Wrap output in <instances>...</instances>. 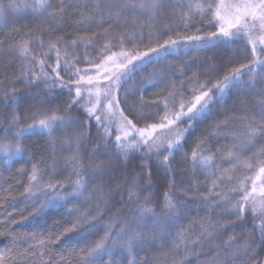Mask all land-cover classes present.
<instances>
[{"label":"snow or ice","instance_id":"obj_1","mask_svg":"<svg viewBox=\"0 0 264 264\" xmlns=\"http://www.w3.org/2000/svg\"><path fill=\"white\" fill-rule=\"evenodd\" d=\"M167 6H169L168 0H115V2L107 0L102 4H93L91 9L85 3L78 15V23L80 27L94 23V16L87 15V13L94 10L95 15L103 18L104 10L107 9L109 15L116 19L131 14L138 19H148L152 27H157V21ZM173 6L181 10L185 26L190 22V17L183 14L184 9H187L189 13L208 15L217 26V31L211 33L212 37H218L223 42L244 40L251 45L252 52L250 64H241L239 68L223 75L222 79L207 83L197 81V88L192 89L190 93L191 99L188 101L179 99L178 111H174V109L177 98L181 94L175 90L174 83L172 90L167 91L163 99L151 101V104L158 109L155 114L145 115L144 108L147 104L143 95L140 96L138 108L128 107V115H125V110L119 107L118 93L122 89V84L126 83L135 71L147 64L165 59L173 51L178 50L177 45L180 42L172 39V34L166 30V24L159 25L160 33L154 41L150 39L147 51L132 54L124 50V45L126 41L135 44L136 41L133 38L135 33L133 36H129L127 33L117 35L108 33V29L105 28L106 34L101 37L107 42L104 55L107 60H112L117 56L122 57L118 67L126 69L119 73L111 72L104 78L107 81L105 83H101L87 69L79 68L76 63L80 59L77 55V48L83 45L86 53L87 45L93 41L72 38L64 40L51 33H49L47 44L36 33L28 35L27 38L20 40L12 47L5 46L4 40H0V53L19 57L22 60V71L19 77L22 84H37L38 88V82H40L50 83L52 88H66L69 96L72 97L69 108L75 105L83 109L85 113V115L74 118L66 109L63 110V115H59L58 113L61 111L59 109L39 108L33 113L31 117L33 122L28 125L27 129L18 128L14 132L12 139L16 141L15 144L0 141V155H3L9 162L22 154L19 140L36 130L48 134L54 153L57 142L67 146L71 153L65 158L64 163L65 169H70V191L65 192L64 183L55 180L54 176L49 178L46 183L43 182L44 177L39 175L42 169L35 164L28 177V185L24 189V193L29 199L35 198L32 200L33 215L43 216L49 209L63 207L65 212L72 215L76 221L68 227L61 226L60 229H55L47 237V241L44 238L35 237L34 234V237L39 239L40 245H45L46 242L49 245L59 243L60 239L68 232L79 228L90 232L99 223H102L98 220V217L104 214L100 205L108 204V200L102 195L103 189L99 190L101 193L98 196L99 203L95 206L93 213L68 207L70 203L80 198L87 200L89 185L95 183L98 178L95 174L105 170L101 165H95L91 177H88L84 171L80 144L84 136V131L81 129L84 128L85 122L95 121L97 131L102 133L101 139L107 146L105 150L111 153V150L114 149L117 159L128 161L130 157L137 154L148 157L155 155L170 171L169 159L174 153L184 152L183 145L187 143L188 134L190 130H193V125L207 117L232 90L246 89L248 94L256 96L258 99L257 111H246L244 117L245 119H258L260 124H244L243 127L246 131L241 134L243 139L239 143L247 145L258 135L264 137V60L257 59V42L264 45V0H197V2L188 0L186 4L180 3L178 0ZM78 7L80 6L71 4L69 0H60L59 5L55 7L49 3V0H36L33 12L38 13V18L41 19L44 16H49L52 20L61 21L69 15L72 8ZM7 11L16 12L18 9L15 4L10 3L8 9H4L0 4V23L5 20ZM108 24L111 27L112 21L109 20ZM99 27L103 28V24H100ZM151 35L150 33V38ZM165 36L168 38L164 39ZM186 39L198 41L204 37L197 35ZM32 40L36 41L41 56L55 53L56 67L51 70V76L45 70V59L30 54L29 44ZM113 41L120 48L119 52H112L108 47ZM197 46L202 47V45ZM247 50L246 47L244 51ZM109 52L111 55H108ZM261 52L264 54V48L261 49ZM62 57H65L63 61ZM134 61L141 63L136 65ZM62 62L63 69H61ZM129 65L132 67L130 68ZM37 67L39 68L38 72L34 70ZM243 68L248 69L247 73L242 71ZM257 69H259V73H257ZM62 70L67 74L68 81L63 80L60 74ZM244 75L250 77V82L247 84L242 79ZM257 76L258 78H256ZM257 83L261 85L259 91L256 87ZM48 94V92L44 93V95ZM4 96L6 106L11 108L16 100V86L13 85L11 93L5 90ZM9 96H11L12 105L7 104ZM125 103H127L126 100ZM153 120L158 123H148ZM18 122L19 117L13 114L10 126L18 127ZM77 124L80 125V128L76 127ZM113 127H115V131H113ZM216 127L218 128L219 125ZM57 131L61 133L60 136L55 135ZM4 135H8L7 129ZM110 138H112L111 142ZM233 144H237L236 134H233ZM253 157L254 160H243L239 152L234 154L231 150H226V154L220 153V160L226 161L230 166L224 167L216 161L215 154L207 147L206 140L198 138L196 147L191 152V165L194 171L200 170L206 173V178L210 181L208 196H199V189L196 190L201 202L207 206V211L205 217L199 222V232L187 235L180 231L172 238V254L168 256L170 264H187L193 256L196 257L194 264H264V184L258 187L255 182H252L249 186L246 181L251 180V177L234 179L233 175L237 168L251 169L254 167H258L257 175H264V149H261L259 153H253ZM56 164L57 161L53 155L51 165L45 163L44 167H50L52 174H55ZM72 176L76 178L72 180ZM152 187L151 183L141 184L138 176H133L127 182L126 207L129 211L122 216L111 218V222L104 228L103 237L90 248L81 249L79 253L81 259L77 261V264H97L96 257L105 252L111 253L117 245L125 247L131 252L137 244L142 246L146 242L154 243L158 235L164 239L169 238L171 231L176 228L179 222L180 212L177 206L187 202L176 197L177 185L173 176L167 184L169 190L163 193L162 203L159 206L160 215H157V209L151 203L152 200L157 199L152 195ZM230 192L238 193V195L230 196ZM143 193H148V195L141 198ZM92 195L95 196L97 193H92ZM121 199L123 201L124 197ZM85 208L91 209L92 205L85 204ZM77 212H79L78 215ZM218 212H222L223 215L218 214L216 218H213V214ZM246 213L248 214L247 218L252 220L253 231L259 232V242L253 239L251 243L245 241L240 244L234 234H229L235 233V227H230V225H234L236 221H245ZM116 225H119V228L117 231H113ZM239 226L243 227V225ZM5 235L4 231H0V237ZM7 235L16 239L15 234L11 232H8ZM218 241H222V243ZM206 247L215 254L201 260L200 256L205 253ZM39 255L41 257L40 264H50L49 260L43 259L44 252ZM66 264H71V262L66 261ZM145 264L148 262L145 261Z\"/></svg>","mask_w":264,"mask_h":264},{"label":"trees","instance_id":"obj_2","mask_svg":"<svg viewBox=\"0 0 264 264\" xmlns=\"http://www.w3.org/2000/svg\"><path fill=\"white\" fill-rule=\"evenodd\" d=\"M69 2L80 7L72 8L65 19L56 21L49 16L38 18L39 14L33 12L36 0H0L4 9H8L10 3L15 4L18 9L16 12H6L5 20L0 23V40H4L5 46L12 47L20 40L27 38L28 35L36 33L47 44L49 33H51L64 40L72 38L93 41L87 45L86 53L83 45L77 48V55L80 59L76 63L79 68L87 69L95 77L97 71L108 61L104 55L107 42L101 39L106 34L105 28L108 29V33L117 35L127 33L129 36H133L135 33L133 37L136 41L135 44L126 41L124 45V50L130 54L147 51L150 39L154 41L159 35L161 23L167 25L166 30L172 34V39L180 42L177 45L178 50L173 51L165 59L141 67L132 74L126 83L122 84L118 99L120 100L119 107L125 110V115H128L129 106L139 107L141 95L147 104L144 108L145 115L155 114L158 109L151 104V101L163 99L165 93L172 90L173 83L175 90L181 94L177 98L174 109V111H178L179 99L190 100V93L192 89L197 88V81L200 83L215 82L216 79H222L223 75L239 68L241 64L251 63V45L244 40L223 42L218 37H212L211 33L217 31V26L208 15L201 16L189 13L187 9H184L183 14L190 17V22L185 26L181 10L173 6L178 0H168L169 6L163 10L157 21V27H152L148 19H138L131 14L116 19L109 15L107 9L104 10L103 18L95 15L94 10H90L87 15L94 16L95 22L80 27L78 15L85 3L91 9L93 4H102L107 0H69ZM179 2L186 4L188 0H179ZM49 3L55 7L59 5L60 0H49ZM109 20L112 21L111 27L108 24ZM100 24H103V28L99 27ZM150 33L152 34L151 38ZM197 35L204 39L198 41L186 39ZM167 38V36L164 37V39ZM197 45H202V47ZM108 47L112 52L120 51L115 41ZM246 47L248 50L245 52ZM29 49L31 55L45 59V70L51 76V70L56 67L55 53L41 56L35 40L29 44ZM108 55H111V52ZM63 59L65 57H62V61ZM257 59L264 60V54L258 48ZM134 63L139 65L141 62L134 61ZM21 65L22 60L19 57L0 53V141L15 144L16 141L12 139V135L18 128L27 129L28 125L33 122L31 118L33 113L39 108L59 109L61 110L59 115H63V110L66 109L74 118L85 115L83 109L75 105L69 108L72 97L69 96L66 88H52L50 83L40 82H38V88L37 84H22L19 78L22 71ZM129 67L131 68L132 65ZM61 69H63V62ZM34 70L38 72L39 68ZM120 71H126V69ZM242 71L247 73L248 69L243 68ZM257 73H259V69H257ZM60 74L64 81H68V76L63 70ZM242 79L246 84L250 82L248 75H244ZM13 85L16 86V100L12 105L11 96L8 97L7 104L12 105L10 108L6 106L4 91L7 90L11 93ZM256 87L259 91L261 85L257 83ZM34 89L36 90L34 91ZM45 92L49 94L44 95ZM257 99L258 97L248 94L246 89H234L228 93L207 117L193 125V130H190L188 134L187 143L183 145L184 152L174 153L170 157V171L155 155L148 157L137 154L130 157L128 161L117 159L114 149L111 150V153L105 150L107 146L101 139L102 133L97 131L95 121L85 122L84 128L81 129L84 131V136L80 144L84 171L88 177H91L95 165H101L105 170L95 174L98 178L95 183L89 185L88 199L80 198L70 203L68 207L93 213L95 206L99 203L100 189H103L102 195L108 200V204L100 205L104 214L98 217V220L102 223H99L92 231L85 232L83 228H79L68 232L60 239L59 243L50 245L47 242L45 245H40L39 239L35 237L44 238L47 241V237L55 229H60L61 226L68 227L76 221L72 215L65 212L63 207L49 209L43 216L33 215L32 200L35 198L29 199L24 193V189L28 185V177L35 164L42 169L39 175L44 177L43 182L46 183L49 178L54 176L55 180L64 183L65 192L70 191V169H65L64 163L65 158L71 153L67 146L61 145L59 142L55 144L56 151L54 153L53 145L46 132L36 130L23 136L19 140L22 148L21 155L15 157L11 162L0 155V231L6 233L5 236L0 237V264H40L39 254L41 252L45 253L43 259L49 260L50 264H66V261L77 264V261L81 259L79 255L81 249L90 248L103 237L104 228L111 222V218L122 216L129 211L126 207V188L127 182L133 176H138L141 184L151 183L153 186L152 195L157 199L152 200L151 203L157 209V215H160L159 206L162 203L163 193L169 190L167 184L174 176L177 185L175 195L179 200L187 203L177 206L180 212L179 222L176 228L171 231L169 238L164 239L158 235L154 243L146 242L142 246L137 244L131 252L127 248L117 245L111 253L105 252L96 257L97 264H145V261L148 264H170L168 256L172 254V238L180 231L187 235L199 232V222L205 217L207 211V206L201 202L199 196H208L210 181L206 178V173L200 170L194 171L191 165V152L195 149L198 138L206 140L207 147L215 154L216 161L224 167L230 166L226 161L220 160V153L226 154V150H231L234 154L239 152L243 160H254L253 153H259L261 149H264V137L258 135L247 145L240 144L239 141L243 139L241 134L246 131L243 127L244 124H260L258 119L252 120L244 117L246 111H257ZM13 114L19 117L18 127L10 126ZM148 123H158V121L153 120ZM217 125H219L218 128ZM76 127L80 128V125L77 124ZM6 129L8 135H4ZM113 131H115V127H113ZM233 134L237 136L236 145L233 144ZM55 135L60 136L61 133L57 131ZM53 155L57 161L55 174H52L50 167H44L45 163L51 165ZM21 169L23 171H20ZM257 173L258 167L237 168L233 175L234 179L251 177L252 179L247 180L246 183L250 186L252 182H255L259 187L264 184V175H257ZM75 178L72 176L71 179ZM197 189H199V196ZM92 193H97V195L94 196ZM144 195H148V193H143L141 198ZM229 195L236 196L238 193L230 192ZM122 197H124L123 201ZM209 199H211L210 196ZM85 204L92 205V208H85ZM78 214L79 212H77ZM218 214L223 215L222 212L214 213L213 218H216ZM245 217V221H236L234 225H230V227H235V233L229 234H234L240 244L245 241L251 243L253 239L259 242V232L253 231L252 220L247 218V213ZM239 225H243V227ZM118 228L119 225H116L113 231H117ZM8 232L15 234L16 239L7 235ZM218 242L222 243V241ZM214 254L206 247L205 253L200 256V259L204 260L206 256ZM195 260L196 257L193 256L187 264H194Z\"/></svg>","mask_w":264,"mask_h":264},{"label":"rangeland","instance_id":"obj_3","mask_svg":"<svg viewBox=\"0 0 264 264\" xmlns=\"http://www.w3.org/2000/svg\"><path fill=\"white\" fill-rule=\"evenodd\" d=\"M257 48L260 50L264 48V45H262L261 43L257 42ZM122 57H114L112 60H108L106 64H104L102 66V68H100L97 71L96 77L101 81V83L105 82V77L108 76L111 72H116L118 73L121 68L118 67L120 61L122 60ZM107 82V81H106Z\"/></svg>","mask_w":264,"mask_h":264}]
</instances>
